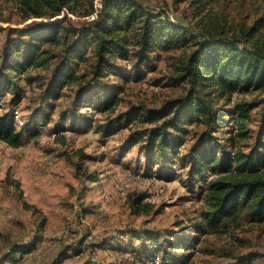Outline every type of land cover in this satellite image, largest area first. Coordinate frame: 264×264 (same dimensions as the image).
<instances>
[{
	"label": "rangeland",
	"instance_id": "obj_1",
	"mask_svg": "<svg viewBox=\"0 0 264 264\" xmlns=\"http://www.w3.org/2000/svg\"><path fill=\"white\" fill-rule=\"evenodd\" d=\"M138 1L164 11L171 20L202 35L195 24L199 17L193 15L187 2ZM93 2L100 6V0ZM213 11L214 25L236 33L248 30L264 16V2L223 0L214 5ZM21 15L15 0H0V61L7 39L18 37L12 29L34 20H24ZM259 42L264 44V38ZM183 50L161 52L159 58L141 68L140 79H124L135 74L131 64L122 61L121 70L109 72L91 86L95 98L82 106L74 105L72 93L66 88L62 90L66 94L58 99L46 97L52 69L30 71V81L17 77L19 96L15 92L11 103L16 108L8 104L3 113L19 110L28 126L21 132L16 125L23 136L21 149L14 151L0 142V264L11 254L13 244L30 242L35 243L34 250L16 258L13 264H161L172 254L171 237L178 231L191 237L194 232L188 229L193 224L201 225V232L196 233V242L189 250L182 247L176 264H237L247 258H252L248 264H264V220H249L243 214L226 233H214L204 223V195L211 174L205 173L206 181L190 175L185 154L205 127L190 126L179 158L170 157L153 168L159 179L148 174L152 168L146 166L141 148L144 131L152 126L121 120L132 106L158 108L165 100L184 93L182 84L170 80L174 75L172 62ZM7 90L13 94L11 88ZM105 94L117 95L120 101L105 110ZM263 99L264 95L258 93L235 94L230 104L256 103L247 121L248 137L236 144L245 150L252 147L259 129H264ZM82 116L91 121L89 127L80 121ZM112 119L121 122L114 120L111 133L106 135L103 129ZM219 123L222 126L214 135L226 143L235 132L233 122ZM130 133L142 138L135 136L130 142ZM152 177L156 180L153 184ZM8 178L18 181L19 186L10 184ZM122 182L129 184L123 194L116 189ZM139 195H144L148 213H138L130 206L132 198ZM22 200L34 205L39 215L25 209ZM41 217L45 219L42 225ZM143 232L151 237L141 240L137 235ZM152 234L158 238L157 245ZM74 249L80 251L74 253Z\"/></svg>",
	"mask_w": 264,
	"mask_h": 264
},
{
	"label": "trees",
	"instance_id": "obj_2",
	"mask_svg": "<svg viewBox=\"0 0 264 264\" xmlns=\"http://www.w3.org/2000/svg\"><path fill=\"white\" fill-rule=\"evenodd\" d=\"M93 1L15 0L23 19L34 20L12 29L18 37L7 39L0 61V101L3 100L0 142L17 148L23 142L21 132L27 130V123L21 127V132L17 130L13 110L3 113L7 105L15 101L12 96L17 92L18 76L30 81L32 77L27 75L30 71L52 69L44 91L46 97L58 99L66 94L62 91L66 88L72 93L74 105L82 106L95 98L91 86L109 72L121 70L122 61L130 63L135 74L123 78L140 79L143 77L141 68L159 58L161 52L184 49L174 58V75L170 77L173 84L185 87L184 93L165 100L158 108L132 106L121 115V120L126 124L152 126L144 131L141 148L146 166L152 168L147 170L148 174H155L159 179L153 168L170 157L179 158L190 126H204L205 130L198 134L185 156L190 175L206 181L205 173L211 174L204 195L205 225L214 233H226L243 214L249 220H264V129H259L248 150L237 146V141L248 137L247 121L256 103L239 101L230 105L235 94L264 95V44L259 42V38H264V16L248 30L232 33L222 25H214L215 20H212L214 5L223 0H175L176 3L187 2L193 15L199 17L195 24L202 29L200 36L171 20L164 11H156L138 0H100L99 7ZM8 88L13 90L12 95ZM110 96L103 97L105 110L120 101L117 95ZM114 120L121 122L120 119L108 121L104 134L111 133ZM80 121L90 126L88 117L82 116ZM218 121L233 122L235 132L226 143L214 135L222 126ZM262 122L264 124V114ZM135 136L142 138L130 133V142ZM88 180L95 178L88 177ZM7 181L19 186L16 180L8 178ZM144 198L139 195L130 201V206L138 213L149 211ZM22 206L39 215L34 205L22 200ZM40 219L41 225L44 224L45 219ZM201 228L193 224L188 229L194 232L191 237L183 231L171 237L172 254L165 256L167 261L161 264H176L182 247L189 250ZM137 236L145 240L143 238L151 234L143 232ZM152 236L157 245L158 238ZM12 247L2 264L6 261L13 264L16 258L33 251L35 243L13 244ZM79 251L74 249V253ZM251 260L240 259L237 264H248Z\"/></svg>",
	"mask_w": 264,
	"mask_h": 264
},
{
	"label": "built area",
	"instance_id": "obj_3",
	"mask_svg": "<svg viewBox=\"0 0 264 264\" xmlns=\"http://www.w3.org/2000/svg\"><path fill=\"white\" fill-rule=\"evenodd\" d=\"M2 106H3V100L0 101V110L2 109ZM21 117H22V115L20 114L19 110L13 111V119H14L16 125L23 127L25 124H24V120ZM49 159H51V157H49ZM150 180H151L152 184L154 183V181H156L155 178H153V177ZM128 186H129V184L127 182H122V183L116 185V189L119 193L123 194L127 190ZM149 264H157V261H155L154 263L150 262Z\"/></svg>",
	"mask_w": 264,
	"mask_h": 264
},
{
	"label": "crops",
	"instance_id": "obj_4",
	"mask_svg": "<svg viewBox=\"0 0 264 264\" xmlns=\"http://www.w3.org/2000/svg\"><path fill=\"white\" fill-rule=\"evenodd\" d=\"M12 150H14V151H17V150H19V149H21L22 148V146H19V147H17V148H12V147H10ZM94 181H96V180H94ZM93 182V181H92ZM109 186V185H108ZM71 248H73V247H71ZM71 248H70V250H71ZM86 264H93V263H91V262H89V263H86Z\"/></svg>",
	"mask_w": 264,
	"mask_h": 264
}]
</instances>
